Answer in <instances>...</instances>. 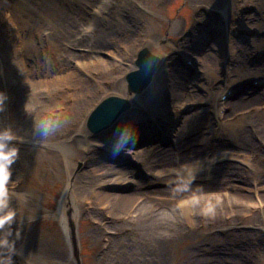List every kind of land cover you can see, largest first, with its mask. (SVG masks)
I'll return each mask as SVG.
<instances>
[{"label":"rangeland","instance_id":"1","mask_svg":"<svg viewBox=\"0 0 264 264\" xmlns=\"http://www.w3.org/2000/svg\"><path fill=\"white\" fill-rule=\"evenodd\" d=\"M45 2L52 22L40 0H0V130L18 149L0 259L14 247V264H264V0ZM142 47L160 58L150 85L111 128L88 134V113L120 94ZM45 116L59 120L47 134L34 127ZM193 168L194 192L179 190ZM194 193L200 209L178 207ZM100 194L130 200L118 208ZM138 207L148 222L167 209L179 218L158 224L175 232L161 249L135 245Z\"/></svg>","mask_w":264,"mask_h":264},{"label":"bare ground","instance_id":"2","mask_svg":"<svg viewBox=\"0 0 264 264\" xmlns=\"http://www.w3.org/2000/svg\"><path fill=\"white\" fill-rule=\"evenodd\" d=\"M37 1L38 0H36V1L35 0H27L28 3H31V2L36 3ZM40 1H41V3H39V5H40L41 14H39V15L42 16L43 20H45V21L48 20V21L52 22V15L50 16L49 15L50 13L48 12V8L51 7L50 3L45 2V0H40ZM221 1L225 2L226 0H221ZM221 5L223 7L224 4H221ZM234 10H235L234 8L231 9V11H233V12H231L230 9H227V7L223 8L222 16L225 19L226 25L227 24L228 25L231 24L232 19L230 17L232 16L231 14H234V12H235ZM52 11H53V9H52ZM56 21H57V19L55 20V22ZM67 24L69 26L70 25L72 26L71 22H69ZM103 34H100V35L103 36ZM104 35H106V34H104ZM227 39H228L229 43L233 42V41H231V40H233L231 37L228 36ZM240 47H242V46L240 45L239 48ZM180 53H183V52L180 51ZM196 64L199 65V67L203 68L206 73H209L208 66L211 65V58H209V56H207V55H203L200 61L198 60V58L196 59ZM119 93L120 94H117L118 96L123 97V98H128L130 100V102H131L132 99L135 98V95H131L130 96V95L127 94L126 86L124 85V83L120 84ZM169 97H174V95L170 94ZM49 105H51V104L48 101H46L45 99H43V101H41V105L38 106V104H37V107H36L37 111L36 112H38V114L42 113V112H45L47 107H49ZM236 106L239 107L240 105L236 104ZM199 117L204 118L203 114L200 115ZM130 121H131L130 117H125V118H123L121 120L120 125L121 124H125L126 122H130ZM77 140L80 141L79 136L77 137ZM66 151L70 155V157H68L67 154L65 155V160H64L65 163L64 164H66L68 166L70 164V162H71V154L73 152L71 150V147H69L68 145L66 147ZM51 159H52V161H54V164L59 163L58 160H56L53 155H51ZM118 171L119 170L114 169L113 167L112 168L111 167H106L105 174L106 175L107 174H112L113 172H118ZM187 191L191 192V193L194 192L193 189H190V190L188 189ZM99 196L101 198L105 199L106 201L107 200L111 201L113 203V205L115 207H118V208H125V204L128 202V200H130L129 197H126V196L124 197V196H120V195H109L108 197H104V194H100ZM209 200H212V199L211 198L210 199H205L204 204H206ZM200 204H202L201 199H200V202L198 204V209H200V207H201ZM141 208L140 207L137 208L138 209L137 211L139 212V214L137 215V221H138L137 228L138 229L136 231L133 230V235L137 236V242H135V245H141V248L146 247V246H147L146 248H148L149 246L153 245V249L152 250H154V248H155V250L161 249L160 245H159L161 239L166 238L170 234L173 235L175 232H170L168 228H164L163 229V227H160L158 224H165L168 221L169 222L172 221V223H176L177 220H179V218L175 215L174 212H172L169 209H167L168 210V212H166L167 214L164 213L165 211L164 212L161 211L164 214L159 213L160 214L159 218H157L159 220V223H157V221L154 220V217L151 218L150 222H148V219H147L148 217L147 218L144 217V215L146 214L144 210L146 208L143 207V210H141ZM203 208L204 207H202L201 209H203ZM169 219H172V220H169ZM214 220H215V222L221 224L219 219H218V217H216ZM161 221L165 222V223H162ZM134 225L136 226V224H134ZM135 226H134V228H136Z\"/></svg>","mask_w":264,"mask_h":264},{"label":"clouds","instance_id":"3","mask_svg":"<svg viewBox=\"0 0 264 264\" xmlns=\"http://www.w3.org/2000/svg\"><path fill=\"white\" fill-rule=\"evenodd\" d=\"M92 25L89 24L85 27L84 31L89 32L92 30ZM6 99V93L0 91V108L3 107V101ZM25 108L28 112L29 106L26 104ZM59 125L58 118L45 116L39 121L34 119V127L44 134L54 131ZM13 133L9 129L0 130V226L5 223L14 222L15 212L13 210L4 211L9 205V188L8 183L13 173V164L18 156V149L11 146L8 142L13 139ZM196 179L195 169H191L184 179L183 183L179 186V190H188L192 182ZM202 188V186H200ZM201 199L200 195L193 194L189 198L179 201L178 207L181 209L189 208L194 209L199 204ZM205 214H210L214 211V206L209 200L206 207L202 209ZM11 234L6 236L0 243L8 246ZM14 243V242H13ZM15 248L13 247V255L0 259V264H14Z\"/></svg>","mask_w":264,"mask_h":264},{"label":"water","instance_id":"4","mask_svg":"<svg viewBox=\"0 0 264 264\" xmlns=\"http://www.w3.org/2000/svg\"><path fill=\"white\" fill-rule=\"evenodd\" d=\"M160 66V58L149 48L142 47L136 54L134 69L125 76L128 95H140L148 88ZM131 108L128 98L110 95L98 102L88 113L84 128L90 135L97 136L112 127Z\"/></svg>","mask_w":264,"mask_h":264}]
</instances>
